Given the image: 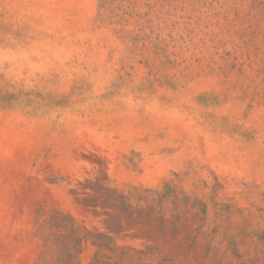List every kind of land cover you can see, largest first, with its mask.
Returning a JSON list of instances; mask_svg holds the SVG:
<instances>
[{
	"label": "rangeland",
	"instance_id": "374dc122",
	"mask_svg": "<svg viewBox=\"0 0 264 264\" xmlns=\"http://www.w3.org/2000/svg\"><path fill=\"white\" fill-rule=\"evenodd\" d=\"M0 264H264V0H0Z\"/></svg>",
	"mask_w": 264,
	"mask_h": 264
}]
</instances>
